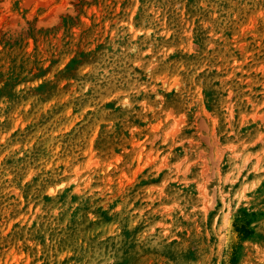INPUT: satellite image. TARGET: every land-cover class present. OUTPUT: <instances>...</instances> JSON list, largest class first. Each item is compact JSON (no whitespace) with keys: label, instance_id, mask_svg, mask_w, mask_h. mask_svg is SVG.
Segmentation results:
<instances>
[{"label":"rangeland","instance_id":"1","mask_svg":"<svg viewBox=\"0 0 264 264\" xmlns=\"http://www.w3.org/2000/svg\"><path fill=\"white\" fill-rule=\"evenodd\" d=\"M264 264V0H0V264Z\"/></svg>","mask_w":264,"mask_h":264},{"label":"trees","instance_id":"2","mask_svg":"<svg viewBox=\"0 0 264 264\" xmlns=\"http://www.w3.org/2000/svg\"><path fill=\"white\" fill-rule=\"evenodd\" d=\"M223 264H226V262L225 263L223 262Z\"/></svg>","mask_w":264,"mask_h":264}]
</instances>
